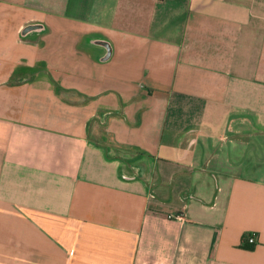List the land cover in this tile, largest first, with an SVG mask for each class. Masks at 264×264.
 <instances>
[{
	"label": "crops",
	"instance_id": "obj_1",
	"mask_svg": "<svg viewBox=\"0 0 264 264\" xmlns=\"http://www.w3.org/2000/svg\"><path fill=\"white\" fill-rule=\"evenodd\" d=\"M0 95V264H264V0H0Z\"/></svg>",
	"mask_w": 264,
	"mask_h": 264
},
{
	"label": "water",
	"instance_id": "obj_2",
	"mask_svg": "<svg viewBox=\"0 0 264 264\" xmlns=\"http://www.w3.org/2000/svg\"><path fill=\"white\" fill-rule=\"evenodd\" d=\"M43 30H44V27H43L42 24H29V25H26L25 27H23L21 29L20 36L21 37H25L29 33H32V32H41ZM107 59H108V57H107Z\"/></svg>",
	"mask_w": 264,
	"mask_h": 264
},
{
	"label": "built area",
	"instance_id": "obj_3",
	"mask_svg": "<svg viewBox=\"0 0 264 264\" xmlns=\"http://www.w3.org/2000/svg\"><path fill=\"white\" fill-rule=\"evenodd\" d=\"M169 218H172V217H169ZM176 218H179L178 216ZM246 243L247 244H253L254 243V237H249L246 239Z\"/></svg>",
	"mask_w": 264,
	"mask_h": 264
},
{
	"label": "rangeland",
	"instance_id": "obj_4",
	"mask_svg": "<svg viewBox=\"0 0 264 264\" xmlns=\"http://www.w3.org/2000/svg\"><path fill=\"white\" fill-rule=\"evenodd\" d=\"M2 103V97H1V95H0V104Z\"/></svg>",
	"mask_w": 264,
	"mask_h": 264
}]
</instances>
